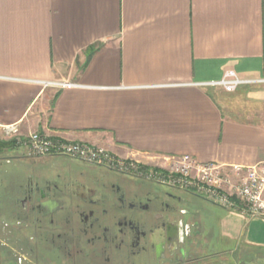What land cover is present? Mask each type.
<instances>
[{"label":"crops","instance_id":"0c3cea01","mask_svg":"<svg viewBox=\"0 0 264 264\" xmlns=\"http://www.w3.org/2000/svg\"><path fill=\"white\" fill-rule=\"evenodd\" d=\"M230 69L264 78V0H0V133L18 123L125 157L252 166L264 82L208 84ZM247 218L223 208L218 231L256 248L244 238L260 218Z\"/></svg>","mask_w":264,"mask_h":264},{"label":"flooded vegetation","instance_id":"af4514ba","mask_svg":"<svg viewBox=\"0 0 264 264\" xmlns=\"http://www.w3.org/2000/svg\"><path fill=\"white\" fill-rule=\"evenodd\" d=\"M14 151L0 159V264H224L239 248H225L195 192L135 170Z\"/></svg>","mask_w":264,"mask_h":264},{"label":"built area","instance_id":"2783aa9c","mask_svg":"<svg viewBox=\"0 0 264 264\" xmlns=\"http://www.w3.org/2000/svg\"><path fill=\"white\" fill-rule=\"evenodd\" d=\"M262 82L264 78H244L230 69L220 80L208 84L219 86L226 92H235L242 86ZM43 83L64 88L78 85L70 82ZM0 139L15 140L16 146L25 147L28 155H67L87 162L135 170L161 182L195 192L229 211L239 212L249 218L264 219V161L252 166H228L215 161L204 162L190 154H181L158 157L157 164L146 166L135 158L118 156L103 145L74 141L38 131L25 136L18 123L5 126Z\"/></svg>","mask_w":264,"mask_h":264},{"label":"rangeland","instance_id":"374dc122","mask_svg":"<svg viewBox=\"0 0 264 264\" xmlns=\"http://www.w3.org/2000/svg\"><path fill=\"white\" fill-rule=\"evenodd\" d=\"M16 151L13 152V154L18 155H25L27 154V150L25 147H17L14 148ZM13 151V150H12ZM118 154V153H117ZM118 156L125 157L123 155L118 154ZM135 158L136 160L141 161L146 166H152L157 164V159L155 160H143L136 158L135 156H127ZM159 163V162H158ZM198 195V194H197ZM201 196V195H199ZM196 202H198L202 207H206L205 209V217H213V220L216 221V232L219 230V224L221 219V212H223V208L206 200L204 196H201V198H196ZM225 209V208H224ZM226 212V211H225ZM248 219V218H247ZM255 219V218H252ZM252 219H248L252 221ZM247 220V221H248ZM260 221L255 223L252 222L250 226V238L245 235L246 240L250 241L252 240V237L255 235V233L261 237V239H264V221L262 218L259 219ZM255 221V220H254ZM249 222V221H248ZM218 225V226H217ZM254 239V237H253ZM228 240L225 239V248L228 247L229 243H227ZM261 241V240H260ZM256 244V242L254 243ZM232 245H235L236 247L240 246L235 253L232 254H225L224 256V264H264V242L262 244L256 245V248L246 246L248 243H236L233 241Z\"/></svg>","mask_w":264,"mask_h":264},{"label":"trees","instance_id":"16d2710c","mask_svg":"<svg viewBox=\"0 0 264 264\" xmlns=\"http://www.w3.org/2000/svg\"><path fill=\"white\" fill-rule=\"evenodd\" d=\"M15 140H2L0 139V150H8L15 147Z\"/></svg>","mask_w":264,"mask_h":264}]
</instances>
